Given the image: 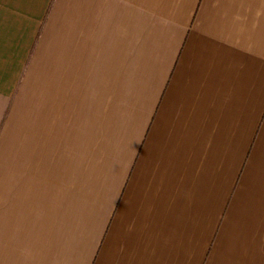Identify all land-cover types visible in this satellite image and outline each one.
I'll use <instances>...</instances> for the list:
<instances>
[{
	"label": "crops",
	"instance_id": "crops-1",
	"mask_svg": "<svg viewBox=\"0 0 264 264\" xmlns=\"http://www.w3.org/2000/svg\"><path fill=\"white\" fill-rule=\"evenodd\" d=\"M0 264H264V0H0Z\"/></svg>",
	"mask_w": 264,
	"mask_h": 264
}]
</instances>
